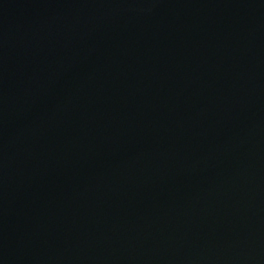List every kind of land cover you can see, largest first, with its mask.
<instances>
[{"label": "water", "instance_id": "95a60500", "mask_svg": "<svg viewBox=\"0 0 264 264\" xmlns=\"http://www.w3.org/2000/svg\"><path fill=\"white\" fill-rule=\"evenodd\" d=\"M0 264H264V0H0Z\"/></svg>", "mask_w": 264, "mask_h": 264}]
</instances>
